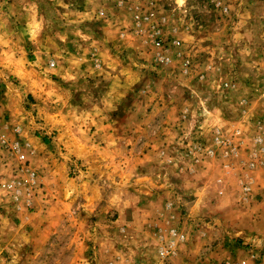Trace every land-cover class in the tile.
Returning <instances> with one entry per match:
<instances>
[{"label":"rangeland","instance_id":"obj_1","mask_svg":"<svg viewBox=\"0 0 264 264\" xmlns=\"http://www.w3.org/2000/svg\"><path fill=\"white\" fill-rule=\"evenodd\" d=\"M123 1L106 8L122 32L104 40L92 31L102 16L82 15V6L0 0V75L19 105L23 98L17 138L32 144L27 164L39 183L30 205L0 190V264H106L110 255L160 264L158 246L170 240L165 264H264V0ZM213 42L218 60L241 63L250 82L239 95L257 101L247 121L216 124L187 112L213 92L197 80ZM99 51L110 66L98 67ZM27 82L39 91L42 117ZM130 84L135 101L121 118ZM14 126L0 133L15 139ZM85 144L93 153L75 157ZM2 154L0 178H12L16 157ZM99 160L105 165L90 166ZM152 193L163 195L122 234L126 224L113 222L120 197L128 222L129 203ZM154 215L158 228L146 222ZM126 239L141 246H117Z\"/></svg>","mask_w":264,"mask_h":264},{"label":"crops","instance_id":"obj_2","mask_svg":"<svg viewBox=\"0 0 264 264\" xmlns=\"http://www.w3.org/2000/svg\"><path fill=\"white\" fill-rule=\"evenodd\" d=\"M61 1L63 3V6L67 7L66 10L67 11H71L70 8L75 7V6H82L84 9L82 11V15H86V14H90V13H95L97 12L98 15L102 16L100 17L101 22H99V25L96 27H92V31L94 32L93 38H99V39H104L107 40L111 37V32H117L120 30L118 21L116 20L115 17H109V15L106 12V8L108 6H113L114 9L112 11H118V9L121 8V6H123L122 4H126L128 2H124L122 0L121 3H119L118 0H58ZM130 3V1H129ZM132 5V4H131ZM98 7V8H97ZM99 17V16H97ZM84 21V20H83ZM91 23V22H90ZM59 20H57L56 22V26L58 27ZM86 24V22H85ZM87 25V24H86ZM60 29L57 28V30H55V34L52 36V38H55L56 43H58V40L60 38L63 37V31H59ZM62 30V29H61ZM122 32V31H119ZM117 32V33H119ZM116 33V34H117ZM118 36H120V33L117 34ZM212 35H214L212 33ZM192 37L194 38V40H196L198 38V33H194V35H192ZM119 38V37H118ZM211 50H210V55H207L204 57V59L202 61H200V63H198L199 66V72L201 73V78L197 80L200 83L205 84V86H207L208 88L212 89L211 91H213L209 98L207 95L205 94H200L197 95L195 98H193V102L194 105H191L190 109L187 110V112H189V110H192L193 112H195L196 114H198L199 118H202V121H212L215 122L217 124V122L219 123H224V120L230 119V118H239L242 120H248L249 117L252 116L253 113V109L255 107V103L257 102H252L254 99V96L252 95L250 96H243V94L241 96L240 93L242 92V89L244 87H249L250 86V82H248L247 79L242 78L239 74L238 71H240L241 68V63L238 64L235 62V67L231 68L233 65H228L226 63H224L222 60H218V56H216V51L217 48L215 42L210 44ZM109 48L110 54H117V53H122V48H117L115 47L114 49ZM237 53V54H236ZM234 54L236 55H241L240 52H237L234 50V52L230 55L233 56ZM97 56H99V64L98 67L99 68H103V62L104 61V57L102 59V57H100L101 52L99 51L97 54ZM231 58V57H230ZM106 64L105 65H111V63H109L108 60H105ZM104 61V63H105ZM231 69V70H229ZM123 70V69H121ZM25 73H22V76ZM27 76V74L25 75V77ZM97 81H99L101 85L102 80L98 79ZM29 82H27L26 86H27V91L28 93H30L31 96L35 97V104L34 106H36L39 109L40 116L41 113H45L44 110L41 108H43L41 102L39 99H37L36 97H38L39 91L36 87H33L32 84H28ZM8 83L6 82L4 76H2V74L0 75V129L3 130L4 128H9L11 124H16V126L13 127V129H19L20 133L22 131V127L20 126L21 124H18L19 121V116L15 115V110L19 109V114L22 115V122L24 123V119H26L27 121V116L28 115L27 111L24 109V104H23V98L22 101L20 103V105L16 102L15 97L13 96V94L11 92H15L13 91H9V93L7 92L8 88H7ZM132 84H130V88H131V92L129 95L125 96L124 101H122L121 103V107L119 108V116L122 118L123 117V111L126 110V107H131L130 105L134 103V95H135V91L131 86ZM199 85V84H198ZM126 84H121V87H125ZM261 86V87H260ZM258 86L259 87V93L258 94V102H260V105H264V84ZM212 95V96H211ZM256 95V94H254ZM252 102V104H251ZM23 104V105H22ZM43 115V114H42ZM42 117V116H41ZM262 118H264V114L263 116H260ZM218 120V121H217ZM25 121V122H26ZM29 121V120H28ZM42 127V126H39ZM234 127V126H233ZM43 128V127H42ZM108 129V128H107ZM106 128H103V134H112L110 129L107 130ZM225 130H228L225 128ZM6 134V133H4ZM54 139V138H53ZM52 145H53V141H51ZM55 144L57 142H54ZM28 148L32 149V144L28 141ZM82 153H80V151L77 152V154H73L75 155V157H77L78 155H83V157H85L87 155V153L89 155H91V153H93V151L90 150V145L85 144L82 145ZM100 163H90V166L93 167H102L104 163V161L101 162V160H99ZM106 162V161H105ZM65 165L67 163H64ZM98 171V169H97ZM90 170H87V173H89ZM94 173V172H93ZM171 193H173L172 191H170ZM87 193H85L86 195ZM84 195V196H85ZM163 194H158V193H152V194H137V198L136 201H132V203L130 205V208H132V219L130 221H126V219H124V207H128L126 206L127 203L125 202V199L120 197V201L118 203V205L115 208V211H117L118 215L117 217L114 219L113 222H118L121 219L123 220V222L126 224V226L122 227V234L127 233V235L130 234L131 230H136L137 228L135 226L138 225V221L140 219V215L143 212V209L145 207H148V205L150 203H152L156 198L162 197ZM197 197V201L200 200V198L198 196ZM89 203H87V207H89ZM171 207L172 204H171ZM74 212V211H73ZM156 215V214H155ZM155 215L153 216V218L149 219L146 218V222L149 223H153L156 225V227H160L157 225H160V220L154 218ZM131 229H130V228ZM99 243V242H97ZM123 245H117L118 247H123V246H141L140 243H134L133 240H124V242H122ZM128 243V244H127ZM100 248H102V244H99V248L97 249L98 251H100ZM141 258V257H139ZM124 259V258H123ZM122 258H118L117 256L114 255H110V257L105 260L106 264H129L131 262H133V260H129L128 262H124ZM131 259V258H130ZM126 260V259H125ZM97 262V261H96ZM95 262V263H96Z\"/></svg>","mask_w":264,"mask_h":264},{"label":"built area","instance_id":"obj_3","mask_svg":"<svg viewBox=\"0 0 264 264\" xmlns=\"http://www.w3.org/2000/svg\"><path fill=\"white\" fill-rule=\"evenodd\" d=\"M51 66H54V62H51ZM13 133L16 135V138L11 140L5 134L0 133V152H3L2 158L5 157L6 153H11L15 155L17 161L12 178H0V190L5 191L14 203L20 200L22 196H25V204L30 205L33 190L39 186L38 174L27 164L28 143L17 138L20 134L19 129L15 128ZM260 140L262 141L261 138ZM262 150H264L263 147ZM172 245L173 242L170 240L165 243L161 242L158 246V260L160 264L166 263Z\"/></svg>","mask_w":264,"mask_h":264}]
</instances>
